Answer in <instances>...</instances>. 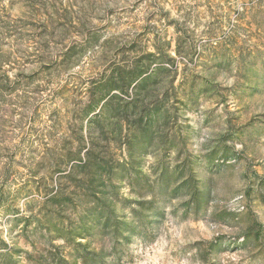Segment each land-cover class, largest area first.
Segmentation results:
<instances>
[{"label":"rangeland","instance_id":"obj_1","mask_svg":"<svg viewBox=\"0 0 264 264\" xmlns=\"http://www.w3.org/2000/svg\"><path fill=\"white\" fill-rule=\"evenodd\" d=\"M0 264H264V0H0Z\"/></svg>","mask_w":264,"mask_h":264}]
</instances>
